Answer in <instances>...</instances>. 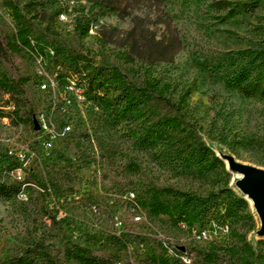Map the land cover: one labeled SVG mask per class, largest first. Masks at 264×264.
<instances>
[{
  "label": "rangeland",
  "instance_id": "374dc122",
  "mask_svg": "<svg viewBox=\"0 0 264 264\" xmlns=\"http://www.w3.org/2000/svg\"><path fill=\"white\" fill-rule=\"evenodd\" d=\"M212 2L95 0L93 8L84 0H0V79L25 81L20 95L0 88V185L8 192L0 196V264H87L73 258L78 250L99 264L202 262L207 241L141 205L156 195L170 201L168 189L214 193L222 207L245 200L250 217L230 221L232 230L264 253V222L249 202L253 181L240 170L264 175V98L229 83L247 63L234 53L264 41V0L235 17ZM10 3L31 22L35 50L7 47L17 34ZM114 69L137 88L158 79L191 90L187 107L178 113L152 101L141 121L116 122L82 80ZM168 117L179 118L183 131L144 144L145 129ZM202 146L225 168L202 167ZM5 159L18 167L10 170ZM242 245L233 236L225 245L235 261Z\"/></svg>",
  "mask_w": 264,
  "mask_h": 264
},
{
  "label": "trees",
  "instance_id": "16d2710c",
  "mask_svg": "<svg viewBox=\"0 0 264 264\" xmlns=\"http://www.w3.org/2000/svg\"><path fill=\"white\" fill-rule=\"evenodd\" d=\"M92 3L94 8L95 0H84ZM263 0H246L245 3L230 2L228 0H213L212 7L220 10L230 7L231 17L249 14L259 8ZM235 6H232V5ZM17 26V34L13 43H7V47L13 52L22 49L35 50L31 44L32 34L31 22L22 15L17 6L9 4ZM98 6V5H97ZM232 6V7H231ZM84 24L81 27V35L86 37L90 29V21L84 17ZM82 23V22H81ZM43 53V51L41 50ZM247 60V63L240 68L229 80L230 86L237 89L247 98H264V41L248 50L235 52ZM83 57L76 58V63L84 62ZM214 70V67L212 68ZM88 85L90 92L94 93V99L103 113L120 122L127 119L130 122L141 121L146 115V107L156 101L166 107L180 113L188 105L191 90H179L177 86L162 82L158 79H149L143 88H137L130 84L127 78L118 70L114 69L108 76H102L99 72L90 71L82 79ZM24 80L0 79V88L10 95H20L24 93ZM104 87V90H102ZM179 92V99L173 100L172 95ZM115 94L114 98H110ZM183 131V123L177 117H168L159 121L156 128H147L144 131L142 142L149 145H159L166 141L168 133ZM201 166L206 170H213L217 167L225 168L224 162L215 153L206 147L199 150ZM2 164L8 166L10 170H15L18 165L8 160H3ZM171 198L170 201L163 202L159 195H156L148 203L141 204L155 217L168 216L174 224L186 225L189 230L195 228H208L213 223L218 226H228L229 233L207 241L206 253L202 262L196 264H264V253H255L252 247L246 243L243 235L232 230L230 221L235 219L249 218L248 203L240 198L233 197L225 207L219 200L217 194H210L203 198L191 193L178 192L171 189L165 190ZM8 192L3 185H0V196H7ZM210 218L212 221L204 222ZM238 238L243 244L241 248L242 256L235 261L232 258L233 248H226L231 237ZM113 244L122 248L125 244L117 237H112ZM177 254V252H176ZM87 264H99L96 258H88L84 250H78L73 257ZM6 264H36L34 260L27 258H16ZM183 264V263H182Z\"/></svg>",
  "mask_w": 264,
  "mask_h": 264
},
{
  "label": "built area",
  "instance_id": "2783aa9c",
  "mask_svg": "<svg viewBox=\"0 0 264 264\" xmlns=\"http://www.w3.org/2000/svg\"><path fill=\"white\" fill-rule=\"evenodd\" d=\"M67 17L65 14L60 15L61 20H65ZM139 220V218H137ZM183 229H187L186 225L180 226ZM193 232V235L197 237L198 239L204 240V241H210L213 240L219 236L227 235L229 233V227L228 226H218L217 224H212L208 228H195L193 230H190ZM168 248V246H165ZM180 259L182 260L183 264H191V260L187 256H180Z\"/></svg>",
  "mask_w": 264,
  "mask_h": 264
},
{
  "label": "water",
  "instance_id": "95a60500",
  "mask_svg": "<svg viewBox=\"0 0 264 264\" xmlns=\"http://www.w3.org/2000/svg\"><path fill=\"white\" fill-rule=\"evenodd\" d=\"M240 170L247 173L253 183L255 182V185H252V189L249 192L251 196L255 199L256 205L262 210L264 216V195L262 194L264 193V175L255 171H249L244 169Z\"/></svg>",
  "mask_w": 264,
  "mask_h": 264
},
{
  "label": "bare ground",
  "instance_id": "6f19581e",
  "mask_svg": "<svg viewBox=\"0 0 264 264\" xmlns=\"http://www.w3.org/2000/svg\"><path fill=\"white\" fill-rule=\"evenodd\" d=\"M255 185V182L253 183V186ZM264 195V193H262ZM249 202L253 206V209L257 213L258 217L261 219L262 222H264V216L262 210L256 205L255 199L249 195Z\"/></svg>",
  "mask_w": 264,
  "mask_h": 264
}]
</instances>
